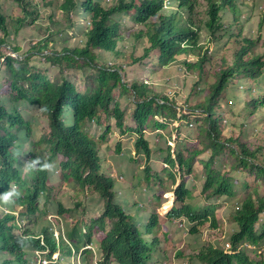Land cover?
<instances>
[{"label":"trees","instance_id":"1","mask_svg":"<svg viewBox=\"0 0 264 264\" xmlns=\"http://www.w3.org/2000/svg\"><path fill=\"white\" fill-rule=\"evenodd\" d=\"M15 2L24 18H15L8 13L4 0H0V32L3 34L0 35V70H3V73L0 71L3 80L0 85V193L9 195L17 191L16 204L22 208L20 214L28 225L22 234L14 214L0 218V264H30L31 260L32 263L37 261V252H45V257L50 260H54V254L59 252L57 264H73V258L74 264H90L88 256L92 250H84V247L93 244L99 233L105 234L104 238H99L98 245L103 264H150L158 255L157 248V251H165L162 248L165 243L156 234L161 227L159 215L152 214L149 224L142 230L134 222L138 215L134 218L125 209L132 206L130 209L141 211L135 199H120L123 203L118 202L125 186L115 178L114 166L103 150L112 129L109 127L97 139L87 131L91 122L104 125L113 118L121 135H134L137 139L134 146L136 156L145 157L147 182L151 184L153 180V183L164 184L159 176L153 178L151 175L152 149L147 133L169 128L174 131L175 123L184 120L191 123L194 114L203 116L200 138L204 142L195 145L194 149L182 148L176 153V159L169 148L165 160L169 167L165 170L168 180L177 187L174 208L166 219L170 222L188 219L196 224L191 230L192 235L202 233L208 223L217 227L219 221L214 208H196L188 203L193 194L187 188L186 178L192 175L198 163L205 168L206 183L202 196L207 203L237 197L232 178L215 168L219 158L227 153L236 160L235 168L250 170L264 182V164L257 162L260 149H253L248 138L240 139L225 131L222 125L228 117L249 121L264 108V92L250 97V104L242 93L234 95L231 92L235 82L260 83L264 74V55L257 51L261 38L264 47V37L260 35L255 40L246 30L253 22L251 17H245L252 16V0H203V3L200 0H116L111 4L84 0L80 4L84 8L83 21H77L74 16L79 12L77 0H64L60 5L54 4L53 0L46 1L45 5L59 7L67 15L71 28L82 25L83 42L49 50V43L57 41L47 37L44 39L46 44L41 48L40 44L39 50L46 52L43 56L46 63L61 72L67 68L88 75L91 72L93 86L85 92L69 79L54 80L31 65L34 55L24 53L14 40L15 34L23 30L28 20L36 23L41 19L39 4H34L33 0ZM120 14L133 21L132 50L124 49L128 39L123 32V19L117 16ZM204 14L208 20L197 19ZM227 14L230 15L229 21L225 18ZM203 23L210 34L208 43L201 37ZM13 29L15 34L11 33ZM63 34L60 36L66 38L67 32ZM219 39H225L224 49L232 53V58L225 55L220 67L211 71L213 60L209 49ZM64 43L68 45L67 40ZM139 50L141 55H138ZM107 54L116 58V62L106 61ZM145 61L161 67L182 64L180 66L192 76L194 87L185 99L180 91L176 97L158 92L153 83L156 73L144 79L139 75ZM118 93L121 97H136L134 128L125 125V111L116 101ZM230 98L243 102L240 112L231 107ZM179 100L185 101L189 112L178 108ZM23 102L39 108L48 120L38 141L32 140L31 123L19 111ZM227 110L231 114L227 113L225 117ZM194 119L199 121L196 116ZM28 144L31 146L27 154L33 171L32 183L23 171V164L16 166L20 159L15 153L25 150ZM207 152H211L210 160H199ZM59 157H62L60 180L65 184L73 182L83 191L91 189L104 204L101 216L73 218L65 234L50 221L41 224L42 218L48 214L49 203L46 202L43 209L39 202L41 192L52 190L50 169ZM158 197L155 200L161 206L162 200ZM55 205L59 216L72 218L74 209L62 202ZM238 209L232 215V222L238 230L229 241L233 248L231 254L224 248L209 246L198 256L201 264H261L252 261L246 252L238 251V247H261L264 244V227L257 230L264 216V199L255 201L250 197ZM56 231L60 233L58 237Z\"/></svg>","mask_w":264,"mask_h":264},{"label":"rangeland","instance_id":"2","mask_svg":"<svg viewBox=\"0 0 264 264\" xmlns=\"http://www.w3.org/2000/svg\"><path fill=\"white\" fill-rule=\"evenodd\" d=\"M46 1L50 0H33L34 4H39L38 8L40 9L41 19L36 23H31V21L28 20L19 34L12 33L16 31L15 29L11 30V33L16 35L14 42L22 48L24 53H31L34 55L31 65L37 66L41 72L49 74L54 80H59L63 77L67 78L73 82L81 92H85L89 87L93 86V81L90 79V77H92L91 72H89L88 75L87 73L80 72L76 69L68 68L65 69L64 72H61L60 69L48 65L43 57L46 55V52H41L39 50L40 44V48L46 44L44 43V39L47 37L54 38L57 41V43H49V50H52L53 48L62 49L64 46H75L80 43L82 44L83 42V38L81 37L83 28L82 25L78 24L75 28H71V22L68 20L67 15L60 10L59 7L55 8L52 5H45L47 4ZM53 1L54 4L57 5L64 2V0ZM77 1L79 2V12H74L76 13L74 16L77 21H83L84 15L82 13L84 12V8L80 4H83L84 0ZM100 1L104 4H111L116 0ZM252 1L254 5L253 12L251 14L252 16L245 15V17H251L250 19L254 22V24L253 22L250 23L249 26L246 27V30L253 39L258 40L260 35L264 37V22L263 25L260 26V22L264 21V0ZM200 2L203 3V0H200ZM4 6L6 7L7 12L12 14L15 18H24L25 15L21 12L20 7L15 0H4ZM77 14L79 15L77 16ZM117 16L118 18L123 19V32L128 39L124 49L132 50L134 41L130 38V36L131 32L134 30L133 21L128 17H124L123 14ZM199 18H205L208 20L206 14L201 15L200 17L197 16V19ZM225 18L229 21L230 15L227 14ZM203 27L204 29L201 32V37L205 43H208L210 34L205 29L204 23ZM66 32V38L60 36V34L66 35ZM57 33L59 34L57 35ZM52 34L55 35L52 36ZM0 35L3 34L0 32ZM65 40L68 41V45L64 43ZM219 40L220 41L217 42V44H213L209 49V54L212 56L213 60L211 65L212 67L210 66L211 71H215L220 67V62L225 55L230 57V59L232 58V53L227 52L224 49L225 39ZM262 43L263 39L261 38L259 42L260 47L257 48V51L259 54L264 55V47H262ZM120 48L123 47L120 46ZM141 54L142 53L139 50L138 55ZM152 56H155V54H152ZM106 61L115 63L116 58L110 57V55L107 54ZM180 65L182 66V64L176 63L170 66L161 67L154 65L153 62L145 61L139 75L142 79H144L151 73H156L153 83H155L154 85L158 92L164 91L167 95L176 97V93L180 91L182 94L184 93L183 97L185 99L194 85L191 81L192 76H189V73L185 72L186 69L182 68ZM0 71L3 73V70ZM259 81L261 82L252 83L247 81L246 83L240 82V84L235 82L232 86L235 90L233 91L232 89L231 92L234 95L242 93L245 98L244 100L250 104V97H254L261 92H264V74ZM2 83L3 80L0 79V85ZM135 99L136 97L132 95L121 97L118 93L116 96V101L121 104L122 109L125 111V125L129 128H134L133 116L135 112ZM230 99L232 102L234 101V103L230 101V104H232L231 107L235 111L240 112L244 105L243 102H237L233 98ZM178 105V108H184L188 110L187 112H189L190 108H188L185 101L181 102L179 100ZM19 111L22 113L24 118L31 123L33 129L31 137L32 140L38 141L45 132L48 120L42 115L39 108L32 106L27 102H23L19 105ZM199 113L200 111H198V114ZM227 113L231 114V112L227 110L224 114L225 117H227ZM180 115L181 113H179V116ZM194 116H196L199 120L198 122H196ZM191 119V123L185 120L182 121V123H175L174 131L172 128H169L166 131H154L147 133V139L150 142L152 149V160L150 164V169L152 171L151 175L153 178H155V176H159L160 179L164 181V184H161L160 182L153 183L152 179L151 184L147 182V177L144 173L146 169L145 157H137L134 149L135 142L137 140L136 137L134 135H121V131L117 128L115 119L112 118L107 120L106 118L105 120L107 121L104 125H98L96 122H91L87 125V131H89L97 139H100L109 127L112 129L103 146V150L105 151L109 162L114 166L115 176L118 177L126 186L123 201L134 198L141 210L140 214L143 215V218L141 219L139 225L142 229L145 228L148 223V219L151 218L152 214L159 215V221L162 229L160 228L156 234L160 237V240L165 243V253L160 259L155 257V262L150 264H199L198 256L205 248L209 246L225 248L226 244L229 243L231 236L238 230L236 224L232 222V215L238 211V208H242V203L250 197L255 201L264 199V182L256 175L252 174L250 170L235 168L234 165L236 164V160L229 153H227L219 158L215 164V168L232 178L234 188L237 191L236 198L229 200H215L210 203L205 201L202 196V188L206 183V177L205 168L201 162L195 166L192 175L187 176L186 178L187 188L193 194L192 199L189 200L188 203L196 208H214L219 216V221L216 224L217 227L208 223L202 228V233L192 235V225L187 224L186 227V224L184 223L180 222L177 224L175 223L176 221L170 223L166 219L165 214L169 213L176 201L174 192L177 188L172 186V182L168 180V176L165 173V170L169 168L165 164L169 148H171V154L174 156V159H176V153L182 148L185 147L187 149H194L195 145H200L204 142L202 137L200 138V128L204 125L203 116L194 114L191 115ZM222 125L224 130L228 133H231L240 139L244 138L245 140L248 138V143L253 147V149H260V159L257 162L264 164V108H261V111L251 117L249 121H246L243 118L228 117ZM233 126L236 128H233ZM30 150L31 146L28 144L25 150H22V152H16L15 156L20 159V162L17 163L16 166L21 167L23 164L24 173L28 175L29 179L32 181L30 175L33 171L31 170V163L29 162L30 155L27 154ZM210 158L211 152H207L200 156L199 160L209 161ZM60 161L61 158L54 163L50 170L49 176L52 190H49L41 195V207L45 209V202L49 203L48 214L42 218L41 224L44 225L47 221H53L57 226L59 225L65 233L73 218L85 219L94 216H101L104 209L103 201L96 192H93L91 189L83 191L82 189L80 190V188H78L73 182H71L72 184H65L62 180H60ZM128 192L132 195L131 197L129 196L130 194H127ZM158 196L162 200L160 207L157 205L155 200ZM9 200L10 199L8 198L6 202H9ZM56 202H62L66 205V207L74 209L72 218L59 216L57 214V206L55 205ZM79 202L81 203L80 206H78ZM118 202L123 203L119 198ZM131 207L132 206L127 207L129 209V215L134 212L132 210L130 211ZM134 210L138 213V209L135 208ZM184 221L188 222L187 220ZM25 224L28 225L27 220H25ZM21 225L23 226L22 229L24 231L25 226L23 223ZM263 227L264 216L262 217L257 230L261 231ZM162 230L165 232L170 231L171 236L169 237L168 235H165V232L162 234ZM104 237V233H99L95 235L93 244L89 245V247H84V249H93V254L89 253L88 256L90 257V264H103L104 261L102 259V252L99 250L98 245L100 241L99 238ZM157 250L159 249H156V253L159 252ZM243 252H246L252 261L264 264V244L261 247L250 246L249 248H245ZM29 258L32 259L33 257L29 255ZM74 260L75 259L73 258V264ZM30 264H32V260ZM69 264H72V262Z\"/></svg>","mask_w":264,"mask_h":264},{"label":"clouds","instance_id":"3","mask_svg":"<svg viewBox=\"0 0 264 264\" xmlns=\"http://www.w3.org/2000/svg\"><path fill=\"white\" fill-rule=\"evenodd\" d=\"M59 158H61L62 159V157H59ZM52 168V167H51ZM51 170V169H50ZM114 175H115V173H114ZM28 176V175H27ZM31 176V178H32V181H33V177H32V175H30ZM115 178L117 179V180H119L120 182H121V180L118 178V177H116L115 176ZM30 180V179H29ZM32 181L30 180V182L32 183ZM122 183V182H121ZM122 185H124L125 186V184H123L122 183ZM125 191H126V186H125ZM125 191H123L122 192V194H120V196H119V199H121V200H123L124 198H123V195L125 194ZM15 192H17V191H13V193L12 194H9V195H3V194H1L0 193V218H2L4 215H7V214H14L15 216H16V221H17V223H18V226H19V228H20V230H21V233L23 234V232L25 231V229H24V231H23V226L21 225L22 223L24 224V226L26 225L25 224V217H23L21 214H20V210L22 209L21 207H19L17 204H16V202H17V197H16V194H15ZM47 192V191H46ZM45 192H41V195L42 194H44ZM128 195L130 194V192H128L127 193ZM174 195H175V193H174ZM130 196V195H129ZM10 199L9 200V202H6V200L7 199ZM41 198V197H40ZM175 200H176V197H175ZM12 201V202H11ZM127 201H129V199L127 200ZM39 202H40V200H39ZM46 203V202H45ZM5 205H7V206H5ZM174 205H175V202H174ZM174 205H173V208H174ZM11 207H13V209H11ZM103 207H104V204H103ZM160 207V206H159ZM173 208L169 211V213L173 210ZM128 208H126V211L128 212ZM135 211L134 210V208L133 209H130V211ZM239 210V209H238ZM140 212L141 211H138V213L140 214ZM169 213L168 214H165V217L167 218V216L169 215ZM131 216H133L134 218L136 217L135 215H133V214H131ZM94 217H96V216H94ZM58 219V218H57ZM136 220H134V222L137 224V226L138 227H140L141 229H142V227L139 225V223H140V221H141V219L139 218H135ZM184 220H187L188 221V219H186V218H182V220L181 219H179L178 220V222H177V220H176V222L175 221H173V222H175V223H184V224H186L185 226L187 227V224L188 225H192L193 226V228H194V226L196 225V224H194V223H191V222H185ZM51 222H53V221H51ZM170 222V221H169ZM54 223V222H53ZM170 223H172V222H170ZM149 224V219H148V223L146 224V226ZM54 225V227L56 228V229H59V225L57 226L55 223L53 224ZM160 226H161V223H160ZM179 226H180V224H179ZM161 229H162V227H160ZM192 228V229H193ZM142 230H144V228L142 229ZM23 231V232H22ZM164 232L165 231H163L162 230V234H164ZM166 234L165 235H168L169 237L171 236V232L170 231H167V232H165ZM63 234H65L64 232H63ZM60 235V233L59 232H57L56 231V236L58 237ZM66 236V235H65ZM227 245H230L231 246V248L230 249H227ZM89 247V246H88ZM163 247V246H162ZM165 247V246H164ZM250 246L249 245H241L240 247H238V251H242L243 252V250L245 249V248H249ZM86 249H91V250H93L92 248H86ZM225 249V251L228 253V254H231V252L233 251V248H232V245L230 244V243H228V244H226V247L224 248ZM85 250V249H84ZM100 250V249H99ZM164 253H165V251L164 250H161V251H159V252H157V254L158 255H156L155 257H157V258H162L163 256H164ZM37 254V261H35V262H33L32 264H57L58 263V261L60 260V253L59 252H57V253H55L54 254V256H53V259L54 260H50V259H48L47 257H45V252H37L36 253ZM56 256V257H55ZM45 261L47 262V263H45ZM51 262V263H50ZM154 262H155V258H154ZM198 263L199 264H201L199 261H198Z\"/></svg>","mask_w":264,"mask_h":264},{"label":"crops","instance_id":"4","mask_svg":"<svg viewBox=\"0 0 264 264\" xmlns=\"http://www.w3.org/2000/svg\"><path fill=\"white\" fill-rule=\"evenodd\" d=\"M111 164H112V163H111ZM132 214H133V215H135L136 217H137V215H138V217H137L138 219H139V218H140V219H142V218H143V215H142V214H139V213H137V212H135V211H134V212H132ZM162 248H163V249H165V247H164V246H163ZM158 259H159V258H158Z\"/></svg>","mask_w":264,"mask_h":264},{"label":"built area","instance_id":"5","mask_svg":"<svg viewBox=\"0 0 264 264\" xmlns=\"http://www.w3.org/2000/svg\"><path fill=\"white\" fill-rule=\"evenodd\" d=\"M231 248V246L230 245H227V249H230ZM45 263H47L46 261H45Z\"/></svg>","mask_w":264,"mask_h":264},{"label":"bare ground","instance_id":"6","mask_svg":"<svg viewBox=\"0 0 264 264\" xmlns=\"http://www.w3.org/2000/svg\"><path fill=\"white\" fill-rule=\"evenodd\" d=\"M41 199V198H40ZM174 202V201H173ZM172 205H173V203H172Z\"/></svg>","mask_w":264,"mask_h":264}]
</instances>
